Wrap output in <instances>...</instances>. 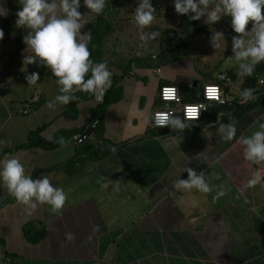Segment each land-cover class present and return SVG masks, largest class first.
Here are the masks:
<instances>
[{
    "label": "crops",
    "instance_id": "1",
    "mask_svg": "<svg viewBox=\"0 0 264 264\" xmlns=\"http://www.w3.org/2000/svg\"><path fill=\"white\" fill-rule=\"evenodd\" d=\"M4 53L0 55V69H4L0 140L10 144L0 146V162L18 158L26 174L33 179L50 176L68 199L59 215L42 205L28 216L0 182V264H264V188L247 186L254 172H264V164L245 161L242 146L235 139L225 142L216 124L234 121L237 139L250 136L264 123V104L241 107L243 88L233 90L230 81L221 86L225 104L209 102L212 109L198 121L187 122L189 128L183 132L149 123L150 112L160 109L154 102L159 85H175L180 97L178 84L199 85L200 94L202 84L214 81L217 73L228 77L225 66L202 81L185 60V67L169 63L134 69L120 82L119 100L104 111V135L119 144L117 151L72 167L74 151L82 150L83 141L78 143L77 137L87 125L83 126L94 96L78 102L73 116L68 106L50 110L48 102L59 94L50 70L38 67V60L23 63L25 55L33 54L31 49L14 55L8 64ZM33 72L39 73L40 80L29 86L25 77ZM32 95L37 100L29 105V112L22 113ZM81 128L56 148L24 146L35 129L50 141L59 130ZM187 167L215 174L214 189L221 186L227 195L213 202L215 190L176 192L174 182L188 178ZM101 176L121 181L119 191L111 186L104 189L97 182ZM24 226L30 230L24 232ZM67 232L75 235L74 242L66 241ZM36 235L40 237L33 241Z\"/></svg>",
    "mask_w": 264,
    "mask_h": 264
},
{
    "label": "clouds",
    "instance_id": "2",
    "mask_svg": "<svg viewBox=\"0 0 264 264\" xmlns=\"http://www.w3.org/2000/svg\"><path fill=\"white\" fill-rule=\"evenodd\" d=\"M84 6L90 13L101 15L106 7V0H83ZM20 10L15 13L17 28L27 29V35L23 40L26 49H31L32 55H25V65L37 64L51 71L59 86V94L54 100L49 101L47 107L55 110L57 106H68L79 99L77 92H83L102 99L104 94L111 88L112 72L106 62L95 63L91 59L88 44L91 36L82 34L84 19L79 9L81 0H19ZM175 12L178 15L188 16L192 21H200L205 18V23L214 25L222 18H230L231 27L237 34L232 38L233 56L238 62L236 76L240 79L251 77L257 65L264 62V0H174ZM9 9L6 0L0 3V17H7ZM135 22L140 29L139 39L141 47H146L148 42L156 39L159 31H152V25L157 19V9L151 0H138V6L134 11ZM251 23V30H247ZM4 39V31L0 28V41ZM221 41L225 42L224 33L215 31L211 37V45L219 49ZM133 67H135L133 65ZM25 79L29 86H34L40 80L38 72L26 75ZM253 88L243 89L241 102L254 100ZM224 93L219 85H206L204 96L209 101L223 104ZM162 98L166 102L164 111L154 113L151 123L156 128L170 126L172 130L183 132L189 128L187 121H198L202 110H206L204 104H185L183 118L177 116L170 103L180 102V96L176 87H164ZM217 134L225 142L236 140L242 146L243 158L253 165L264 164V123L259 124V130L250 136L241 135L237 139V128L235 122H216ZM214 127L216 125H209ZM60 143H65L61 138ZM10 141L0 140V146L7 147ZM115 153L116 148H111ZM187 179H177L174 182L176 192L191 193L193 190L202 194L216 192L213 202L227 195V190L221 186L214 189L212 181L218 177L204 171L199 173L192 168H186ZM107 179V182L104 181ZM0 182L6 187L8 193L15 201L22 205L24 212L32 216L38 207L48 205L53 214L59 215L64 209L68 194L62 187L56 186L52 178L42 175L33 179L26 174L21 161L16 157H6L0 162ZM104 189L110 186L113 191H119L121 181H112L101 176L97 181ZM264 188V172L256 171L247 181L249 188L256 186ZM175 194V193H174ZM182 202V201H181ZM196 201H193L195 206ZM99 226L95 231H99ZM75 235L71 232L65 233V239L71 243L75 241Z\"/></svg>",
    "mask_w": 264,
    "mask_h": 264
},
{
    "label": "trees",
    "instance_id": "3",
    "mask_svg": "<svg viewBox=\"0 0 264 264\" xmlns=\"http://www.w3.org/2000/svg\"><path fill=\"white\" fill-rule=\"evenodd\" d=\"M125 1V0H124ZM123 1L118 2L117 0H106V7L104 13L97 15L94 13V17L86 25V31L91 36V41L88 44L91 52V59L95 63L106 62L109 70L112 72V86L104 94L103 98L99 101H95V104L88 109V117H86L84 125L88 124L93 120L96 121V125L90 135L80 143L82 146L81 152L74 151L72 158L70 159V165L75 167V163L85 162L95 159H101L111 151V148L119 147V144L113 143L106 139L104 135L103 119L105 109L115 102H117L121 96L122 85L121 80L124 77L131 75L132 71L137 68H155L165 64L174 63L185 59L188 43L191 36L195 33L204 32L203 27L198 25L199 21H192L188 16L179 15L177 23L173 27H167L163 29L158 36L157 46L154 52L148 53H136L130 57H122L118 55L114 50H111L110 57H106L108 39L114 30V21L116 12L119 9V5ZM153 6L158 9V0H151ZM6 7L10 10L9 15L3 18V29L4 33L12 39V49L8 53L6 64H8L14 55H17L21 51H24L27 46L24 43V36L27 35L28 30L24 28H17L15 21L17 19L15 13L20 10L19 0H6ZM158 14V10H157ZM230 18H222L227 20ZM251 23L248 27H251ZM237 35V34H236ZM235 35V36H236ZM9 44V41H8ZM9 46H11L9 44ZM194 71L202 78L211 79L213 70H200L195 66V61L191 60ZM133 65L135 67H133ZM195 66V67H194ZM115 71V73L113 72ZM259 83V82H258ZM166 84V83H165ZM160 86V85H159ZM158 86V87H159ZM178 89L182 92L180 97L181 102L198 101L201 99L199 95V86H183L177 85ZM158 90V89H157ZM253 95L254 100H250L243 104V108L250 109L261 104H264V84L259 89H254ZM76 96L78 100L68 105V114L73 116L77 110V104L81 100L91 99L93 96L83 92H77ZM155 104L159 105L160 108H165L166 102L161 101L156 93L154 98ZM172 107L173 105H171ZM180 117L179 113H176ZM83 128L75 130H59L53 136L50 141L42 139L38 133L39 129H35L28 134V138L25 142L26 148L29 147H40L42 149H52L61 145V138L68 139L75 133H80ZM34 226L33 224H29ZM37 225V224H36ZM30 229L25 228L24 232H28ZM37 232V228H34ZM42 236V233H40ZM27 237V236H26ZM33 241L39 239V235H36Z\"/></svg>",
    "mask_w": 264,
    "mask_h": 264
},
{
    "label": "rangeland",
    "instance_id": "4",
    "mask_svg": "<svg viewBox=\"0 0 264 264\" xmlns=\"http://www.w3.org/2000/svg\"><path fill=\"white\" fill-rule=\"evenodd\" d=\"M117 1L123 2L119 5V9L116 12L114 30L108 39L106 57H110L111 50H114L118 55L122 57H130L132 54L136 53L154 52L156 50L158 37L148 42L146 47H141L142 42L139 39L140 29L137 26L134 17L135 8L138 6V0ZM0 3H4V0H0ZM156 7H158L157 19L152 25L151 30L159 31V33H161L163 29L167 27H173L177 23L179 15L175 12L174 0H158ZM79 11L83 15L89 14V10L86 6H84L83 0H81V7ZM93 17L94 13H90L85 17V25L81 30L82 34L87 33L86 25L89 21L92 20ZM3 18L4 17H0V28L2 29ZM205 19L206 17L201 18L198 23V25H201L203 27L204 32L195 33L193 36H191L190 41L188 43L185 59L183 58V60H181L182 62L178 63L177 65L176 63H173L175 64L173 67H185V65L188 66V63H183L184 60L186 62H191V60H193L195 61V66L198 69L207 71L213 70V72L217 71L215 70L216 68L219 69L225 66L228 72V79L232 83L233 90H236L237 88L246 89V87L259 89L263 84L258 83V79H261L264 82V62H261V64L257 65L256 70L251 77H245L243 80L238 78L235 74L238 69V62L234 59L228 60L229 57L233 56L231 42L233 36L236 35V33L231 27L230 19L221 20L220 22L214 25L206 24L204 22ZM247 30L250 31L251 27H248ZM215 31L224 33L225 42L221 41V46L219 49H215L211 45V37ZM8 41L11 45L10 47L7 46ZM10 48H13L12 39L10 36L4 33V39L0 41V55L4 50V54L7 55L9 53ZM166 65L167 64L162 66L165 67ZM195 74L198 73L196 72ZM202 77V75H199L198 78L202 79ZM245 80L248 84L243 85V82Z\"/></svg>",
    "mask_w": 264,
    "mask_h": 264
},
{
    "label": "built area",
    "instance_id": "5",
    "mask_svg": "<svg viewBox=\"0 0 264 264\" xmlns=\"http://www.w3.org/2000/svg\"><path fill=\"white\" fill-rule=\"evenodd\" d=\"M51 72V71H50ZM156 72H158V69H156ZM258 82L259 83H262L264 84L263 80L261 79H258ZM230 83V80L228 79V77L224 74V73H217L216 76H215V80L214 81H211V82H206L204 84H202L201 86V90H200V97L201 99L198 100V101H189V102H181V99H180V102L179 103H176L175 101L171 102L172 103V107L171 109L174 110L175 114L176 113H179L180 114V117L183 118L184 116V105L185 104H204L206 106H208L209 102H214L216 104H220V103H217L215 101H209L205 98L204 96V89H205V86L206 85H212V84H215V85H219V87L221 88L222 84L224 85H229ZM176 87L175 85L173 84H161L159 87H158V90H157V96L158 98L161 100V101H164L163 98H162V89L164 87ZM222 99H224V97H222ZM37 100V96L36 95H32L31 97H29L26 102H25V108L22 110V113H27L29 112V105L34 103L35 101ZM224 101L226 102V100L224 99ZM165 102V101H164ZM225 102L223 104H225ZM166 110L165 108H160V109H155L153 110L151 113H150V116H149V123L151 126H153V124L150 122L152 117L154 116V113L158 112V111H164ZM207 110V108H206ZM206 110H202L201 114L203 112H206ZM187 122H190V121H187ZM154 127V126H153ZM74 138H76V136H74Z\"/></svg>",
    "mask_w": 264,
    "mask_h": 264
},
{
    "label": "water",
    "instance_id": "6",
    "mask_svg": "<svg viewBox=\"0 0 264 264\" xmlns=\"http://www.w3.org/2000/svg\"><path fill=\"white\" fill-rule=\"evenodd\" d=\"M37 60H38V59H37ZM38 61H39V60H38ZM3 71H4V69H0V75H2ZM94 99H95L96 101L101 100V99H97L95 96H94ZM211 109H212V106H211V105L207 106V110H211ZM96 121H97V120L95 119V120L89 122V123L85 126L84 130H83V131L78 135V137H77V142H78V143L84 141V140L90 135V133L93 131V129H94L95 125H96Z\"/></svg>",
    "mask_w": 264,
    "mask_h": 264
}]
</instances>
